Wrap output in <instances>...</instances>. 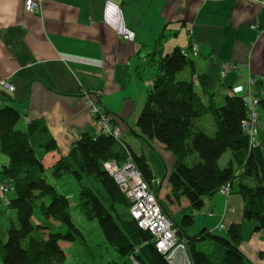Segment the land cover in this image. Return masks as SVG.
I'll list each match as a JSON object with an SVG mask.
<instances>
[{"label": "crops", "instance_id": "0c3cea01", "mask_svg": "<svg viewBox=\"0 0 264 264\" xmlns=\"http://www.w3.org/2000/svg\"><path fill=\"white\" fill-rule=\"evenodd\" d=\"M24 2L0 0V82L6 80L14 87L9 91L0 84V106L11 105L19 112L18 129L24 130L32 120L45 123L57 143V150L42 158L48 172L82 133L93 130L84 95L99 91L100 110L115 116L133 151L144 153L154 178L160 180L159 186L150 188L170 219L179 223L172 214L181 213L188 202L181 199L175 204L167 198V175L174 157L162 144L136 136L139 132L134 124L153 78L152 74L144 85L145 73L152 70L146 68L147 55L155 50L161 34L163 52L177 46L188 48L191 32L198 51L195 73L186 68L182 79L194 81L200 93L197 75L206 73L217 103H224L226 96L251 95L260 98L258 110H264V6L257 0H42L37 12L27 13ZM125 34L128 39H123ZM223 63L231 69L221 77ZM258 114L264 122V114ZM198 124L203 129L207 126L213 135L211 118ZM258 127L264 131L259 120ZM229 157L227 152L219 165L225 167ZM7 162L0 152V183L7 182L1 173ZM64 181L72 183L71 179ZM229 187L228 194L217 192L205 198L198 211L203 216L199 226L217 233L241 224L240 252L251 264H264V227L255 230V221L243 220L238 181ZM61 193L68 197L66 191ZM2 199L0 194V223H16L15 211L7 209ZM33 214L36 224L45 222L41 214ZM3 226L0 240L4 241ZM73 243L59 244L64 251L71 250ZM90 248L100 253L93 244ZM74 264L81 263L77 259Z\"/></svg>", "mask_w": 264, "mask_h": 264}, {"label": "trees", "instance_id": "16d2710c", "mask_svg": "<svg viewBox=\"0 0 264 264\" xmlns=\"http://www.w3.org/2000/svg\"><path fill=\"white\" fill-rule=\"evenodd\" d=\"M163 38L161 34L155 50L147 55L146 68L153 70V78L134 124L139 132L136 136L147 143L162 144L174 157L167 175V198L175 204L181 199L188 202L187 208L181 209V221L173 223L177 238L186 241L192 264H251L238 248L241 224L230 225L225 235L206 228L189 235L187 229L205 198L235 180L244 202L243 220L255 221V230L264 227V131L259 130L255 146L250 145L242 125L247 117L244 97L226 96L224 103H217L207 85L206 73L197 75L200 93L194 81L178 79L185 68L195 73V56H185L178 46L163 52ZM106 114L117 125L115 116ZM207 116L214 126L212 136L198 124ZM19 121L20 114L13 106H0V152L8 159L1 173L12 183L7 201L3 195L2 201L16 216V223L7 226L6 240H0L1 264H62L65 253L60 242L87 244L72 222L74 208L86 220L97 221L107 243L118 253L120 261L108 264H131V256L137 264H169L157 251L152 233L140 228L130 215V202L103 167L108 160L122 164L130 159L152 187L156 178L142 151H133L122 134L115 138L96 135L93 130L82 133L68 154L60 156L48 169L54 180L65 175L75 179L78 199L73 202L46 181L42 158L57 150V143L45 123L32 120L21 130L17 128ZM227 152L229 160L221 167L219 160ZM90 178L100 188L93 187ZM36 207L44 223L34 222ZM201 241L211 245L208 252L197 249Z\"/></svg>", "mask_w": 264, "mask_h": 264}, {"label": "built area", "instance_id": "2783aa9c", "mask_svg": "<svg viewBox=\"0 0 264 264\" xmlns=\"http://www.w3.org/2000/svg\"><path fill=\"white\" fill-rule=\"evenodd\" d=\"M42 0H25L24 11L27 13L37 12L41 7ZM263 5L264 3L261 2ZM129 35H123V39H128ZM190 39L189 51H182L184 55L191 53L197 56V45L191 40V32L188 35ZM231 69L228 63L221 65L220 75L224 77ZM0 84L13 91L14 87L6 80ZM232 95V91H229ZM100 92H87L84 96L87 108L92 117L93 131L96 135L108 134L115 138L121 136L120 127L114 123L112 117L101 112L99 107ZM247 117L242 122L243 130L249 137L250 145L255 146L258 136V107L260 98L256 96H244ZM104 169L113 176L120 190L130 202L129 213L137 222L138 226L152 233L155 247L158 252L163 254L169 264H192L188 253L186 241L178 239L176 228L173 221L164 213L161 204L149 185L142 179L140 172L130 159L122 164L114 160H108L103 163ZM160 180L156 179L153 186H158ZM12 191V183H0V194L7 201V194ZM229 184L223 185L219 192L228 194ZM222 226H220L221 228ZM131 264H137L133 256L130 257Z\"/></svg>", "mask_w": 264, "mask_h": 264}, {"label": "rangeland", "instance_id": "374dc122", "mask_svg": "<svg viewBox=\"0 0 264 264\" xmlns=\"http://www.w3.org/2000/svg\"><path fill=\"white\" fill-rule=\"evenodd\" d=\"M203 1H208V0H203ZM257 2H259L260 5L264 6L261 2L264 3L263 0H257ZM188 70L185 68L184 71H181L178 75L177 78L178 79H182L183 74H185V72H187ZM152 70H148L145 73V77L143 80L144 85H147L149 81V79L152 77ZM85 96V95H84ZM259 113L262 115L264 114V110L263 109H259L258 110ZM259 115V114H258ZM208 118H211L210 116H208ZM258 120H259V125L264 126V122L261 120V118L259 119L258 116ZM205 126V133H207L209 135V130H206ZM226 156L227 153H225L219 160V164L222 166L223 162L226 160ZM49 171L47 172V179L46 181L52 185L55 186L56 190L61 193L63 191H66L68 193V198L70 201H74L73 199H78V185L75 181V179L72 176H65L64 179H61L63 181H60V179L58 180H54L51 177H49ZM67 178V179H66ZM72 180V183H69V181H64V180ZM89 182L91 183V185H93V187L96 188H100L99 183L93 181L91 178L89 179ZM86 183H88L86 181ZM89 184V183H88ZM223 194V193H222ZM47 201V200H45ZM165 206L167 205V203H165ZM36 212V214L40 215V211L39 208L36 207V209L34 210ZM34 212V213H35ZM181 217H182V213H173L172 214V218L176 221V222H180L181 221ZM201 217H203L202 215H200V212H198L194 218H195V222L187 229V231L193 235L195 233H198L199 231L202 230V227L199 226L200 224V220ZM71 218H72V222L74 223V225H76L81 232L84 234V236L86 237L87 240V244L84 245L82 243H79L78 241H76V243H73V247L72 249H64V252L67 253V258L65 257V260H67V262L65 263V261L62 264H70L71 263V259H73V264L76 262V260L78 259L80 261L81 264H108L109 262H119L120 258L118 253L116 252V250L107 243L98 223L96 220H86L81 213L79 212V210L77 208H74L71 210ZM200 218V219H198ZM33 220L34 222H36L35 220V216L33 214ZM9 221V220H7ZM0 227L3 226L2 228H4V231L6 230V227L10 225V222H7L5 224L0 223ZM219 231L217 233L214 234H222L225 235L226 231H222L221 229H218ZM91 244L94 245V249H99L100 253L96 254L95 252H92ZM197 249L198 250H202V251H206L208 252L209 249L211 248V245L209 244L208 241H201L197 243Z\"/></svg>", "mask_w": 264, "mask_h": 264}, {"label": "bare ground", "instance_id": "6f19581e", "mask_svg": "<svg viewBox=\"0 0 264 264\" xmlns=\"http://www.w3.org/2000/svg\"><path fill=\"white\" fill-rule=\"evenodd\" d=\"M182 51H189V49L188 48H185V49H182ZM185 56H193L191 53H188L187 55H185Z\"/></svg>", "mask_w": 264, "mask_h": 264}]
</instances>
